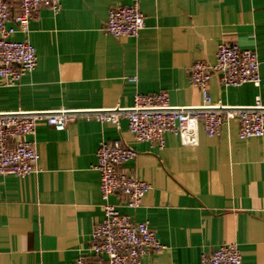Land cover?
Instances as JSON below:
<instances>
[{
  "label": "crops",
  "instance_id": "1",
  "mask_svg": "<svg viewBox=\"0 0 264 264\" xmlns=\"http://www.w3.org/2000/svg\"><path fill=\"white\" fill-rule=\"evenodd\" d=\"M130 2L61 0L58 13L40 8L28 37L38 64L18 85L0 84V112L131 106L136 93L161 91L172 105H201L189 67L215 62L222 42L256 51L262 81L222 86L213 73L212 102L246 107L259 97L264 105V0H140V35L107 34L110 9ZM11 4L18 14V1ZM28 139L39 153L37 171L0 178V264H76L90 256L91 232L104 219L96 153L115 140L136 149L123 169L151 189L136 209L121 193L111 202L148 222L165 245L142 264H201L228 243L240 249L242 264H264V136L241 138L237 120L215 136L200 126L196 146L170 132L163 148L140 142L126 118L117 125L78 117L61 131L43 120Z\"/></svg>",
  "mask_w": 264,
  "mask_h": 264
},
{
  "label": "built area",
  "instance_id": "2",
  "mask_svg": "<svg viewBox=\"0 0 264 264\" xmlns=\"http://www.w3.org/2000/svg\"><path fill=\"white\" fill-rule=\"evenodd\" d=\"M11 1L0 0V84L16 86L22 77L38 64L35 46L29 40L30 23L40 8L48 7L54 13L61 10V0H16L20 12L12 13ZM145 27V16L140 0H132L110 9L105 32L114 37H138ZM21 34L22 38L15 36ZM213 73H220L222 86H241L262 81L260 60L253 49L241 48L222 42L216 61L198 60L189 67L190 82L203 97L201 105H172L168 92L136 93L131 106L78 110H17L0 112V178L6 175L25 177L37 171L39 153L34 138L37 124L46 121L57 130L66 129L78 118L97 119L119 124L128 120L136 140L165 146V134L179 136L185 146L199 144V129L203 126L209 136L218 135L229 120L239 123V136L243 139L264 136V105L258 97L256 103L234 107L213 103L209 83ZM95 168L100 172V189L104 219L93 228L89 240V257L79 256L76 264H142L152 252L165 248L155 230L146 221L137 222L120 211L111 202V196L121 193L126 206L140 207L151 185L129 173L123 167L137 156L133 147L120 140L102 141L97 150ZM240 249L232 243L218 246L212 254L203 255L201 264H242Z\"/></svg>",
  "mask_w": 264,
  "mask_h": 264
}]
</instances>
